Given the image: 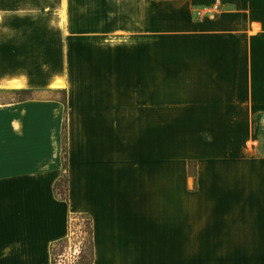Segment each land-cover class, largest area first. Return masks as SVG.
Returning <instances> with one entry per match:
<instances>
[{
    "label": "crops",
    "instance_id": "1",
    "mask_svg": "<svg viewBox=\"0 0 264 264\" xmlns=\"http://www.w3.org/2000/svg\"><path fill=\"white\" fill-rule=\"evenodd\" d=\"M262 126L264 0H0V264H264Z\"/></svg>",
    "mask_w": 264,
    "mask_h": 264
},
{
    "label": "rangeland",
    "instance_id": "2",
    "mask_svg": "<svg viewBox=\"0 0 264 264\" xmlns=\"http://www.w3.org/2000/svg\"><path fill=\"white\" fill-rule=\"evenodd\" d=\"M30 97H32V94L30 93L15 96L16 99ZM48 97L57 99L59 101L63 100L64 98L62 93L48 94ZM258 136L260 148L262 150V153H264V126H262V128L260 129ZM88 225V222L83 217H78L70 220L68 238L65 240V243L63 245L57 246L53 250V264H91Z\"/></svg>",
    "mask_w": 264,
    "mask_h": 264
},
{
    "label": "trees",
    "instance_id": "3",
    "mask_svg": "<svg viewBox=\"0 0 264 264\" xmlns=\"http://www.w3.org/2000/svg\"><path fill=\"white\" fill-rule=\"evenodd\" d=\"M27 94V92H23L22 95H25ZM63 171H64V174L66 173V165H65V155H63ZM55 191L56 193L60 196V198L62 200H65V193H66V178L64 177L63 179H60V181L56 184V187H55ZM84 219H86V221L88 222V227H89V231H88V235H89V238L91 237V227H90V220L88 218H85L83 217ZM65 243V240L62 241V242H59L57 244H55L52 249H51V257H52V260H53V250L54 248H56L57 246H61ZM90 251H91V240H90ZM52 264H53V261H52Z\"/></svg>",
    "mask_w": 264,
    "mask_h": 264
},
{
    "label": "built area",
    "instance_id": "4",
    "mask_svg": "<svg viewBox=\"0 0 264 264\" xmlns=\"http://www.w3.org/2000/svg\"><path fill=\"white\" fill-rule=\"evenodd\" d=\"M214 10L216 11V10H217V8L215 7V8H214ZM212 13H213V12H210L209 14H210V15H213Z\"/></svg>",
    "mask_w": 264,
    "mask_h": 264
}]
</instances>
